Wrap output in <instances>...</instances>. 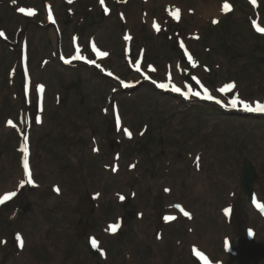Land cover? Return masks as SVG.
<instances>
[{
    "label": "rangeland",
    "instance_id": "1",
    "mask_svg": "<svg viewBox=\"0 0 264 264\" xmlns=\"http://www.w3.org/2000/svg\"><path fill=\"white\" fill-rule=\"evenodd\" d=\"M107 1L104 18L98 0L0 3L8 39L27 20L48 24L53 12L62 53H81L77 63L99 47L107 55L98 71L138 86L123 91L85 65L63 64L51 25L30 24L16 51L0 41V197L16 193L0 204V264H195L202 247L222 264H264V117L200 100L207 88L224 108L264 102V0ZM223 1L233 4L224 14ZM139 61L158 83L191 89L187 98L156 90L135 70ZM116 120L130 131L114 129ZM245 160L258 170V208L241 188ZM237 206L258 232L244 244L224 215ZM228 236L236 257L223 249ZM90 237L101 256L90 254Z\"/></svg>",
    "mask_w": 264,
    "mask_h": 264
},
{
    "label": "snow or ice",
    "instance_id": "2",
    "mask_svg": "<svg viewBox=\"0 0 264 264\" xmlns=\"http://www.w3.org/2000/svg\"><path fill=\"white\" fill-rule=\"evenodd\" d=\"M101 3H103V0H101ZM20 11L23 12L25 10L24 9H20ZM29 14H31V10H29ZM176 18L179 19V9L176 10ZM213 22H215V21H213ZM260 30L264 31V29H260ZM0 35H3V33L0 32ZM104 55H107V54L105 53ZM193 79H195V77H193ZM160 87L163 88V87H166V85L161 84ZM232 87H234V84H229V85L226 86V88H228V89H231ZM173 91L180 92L181 89L177 88V87H173ZM189 91H191V89H189ZM204 91H205V97L204 98L209 99V100H215L216 103H218V104L221 103L220 100H218L214 96L208 94V89L207 88H205ZM219 91L224 92L225 88H221ZM185 95H187V93H185ZM193 95L199 96L200 93L199 92H195V93H193ZM237 102L242 103L246 110L264 112V104H261L259 102L256 103L255 107H252L251 105H249L248 103H246L244 101H238V100L234 99L231 102L232 107H235ZM9 123H11V121ZM125 131H127V130H125ZM128 135L131 136V133L129 132ZM27 168H28V162H27V157L25 156V169L27 170ZM28 176H29L28 183H33V180L31 178V173L30 172H28ZM57 191H59V189H57ZM165 191H168V189H165ZM15 195H16V193L14 191L5 193L2 197H0V204H3L5 201L11 199ZM121 199H123V197H121ZM177 207H179V205H177ZM184 214L185 215H189V213H187V212H185ZM167 219H172V217H168ZM113 230H115V226H113ZM95 243H96L95 240H93V244L94 245H95ZM196 255L198 257H200L202 260H204L205 264H210V262L207 260V257H205L202 252L196 251Z\"/></svg>",
    "mask_w": 264,
    "mask_h": 264
},
{
    "label": "water",
    "instance_id": "3",
    "mask_svg": "<svg viewBox=\"0 0 264 264\" xmlns=\"http://www.w3.org/2000/svg\"><path fill=\"white\" fill-rule=\"evenodd\" d=\"M257 177L255 169L249 161L246 162L244 167V177L242 179L243 188L250 198L253 197L252 182Z\"/></svg>",
    "mask_w": 264,
    "mask_h": 264
},
{
    "label": "bare ground",
    "instance_id": "4",
    "mask_svg": "<svg viewBox=\"0 0 264 264\" xmlns=\"http://www.w3.org/2000/svg\"><path fill=\"white\" fill-rule=\"evenodd\" d=\"M172 4L173 5H175L176 3H174V1L172 2ZM202 5H200V4H198V6L192 11L194 14H196V15H199V14H202V13H199L198 12V9L201 7ZM207 5H206V7H205V12L207 11ZM209 10H211V7H210V9ZM212 11V10H211ZM225 12V10L224 9H222L221 8V13H224ZM206 15V14H205ZM0 195H1V193H0ZM42 229H43V227H42ZM42 229H41V231H42ZM38 230V229H37ZM40 231V230H39ZM34 232V231H33ZM35 232H37V231H35ZM35 236V235H34ZM40 236V235H39ZM38 236V237H39ZM40 239V238H39ZM40 242H38V244H39ZM37 244V245H38ZM40 245V244H39ZM41 246V245H40ZM57 253V252H56ZM55 255V254H54ZM55 258H56V256H55ZM57 259V258H56ZM53 260H55V259H53ZM56 261V260H55Z\"/></svg>",
    "mask_w": 264,
    "mask_h": 264
}]
</instances>
